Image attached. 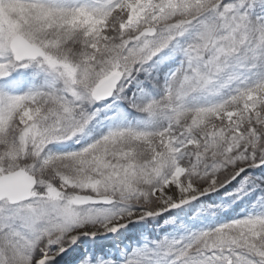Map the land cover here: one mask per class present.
Returning <instances> with one entry per match:
<instances>
[{"label": "snow or ice", "instance_id": "6c2138e0", "mask_svg": "<svg viewBox=\"0 0 264 264\" xmlns=\"http://www.w3.org/2000/svg\"><path fill=\"white\" fill-rule=\"evenodd\" d=\"M0 264H264V0H0Z\"/></svg>", "mask_w": 264, "mask_h": 264}]
</instances>
